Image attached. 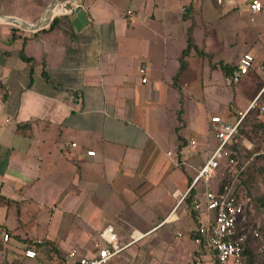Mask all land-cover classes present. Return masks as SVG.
Instances as JSON below:
<instances>
[{
  "label": "crops",
  "instance_id": "obj_1",
  "mask_svg": "<svg viewBox=\"0 0 264 264\" xmlns=\"http://www.w3.org/2000/svg\"><path fill=\"white\" fill-rule=\"evenodd\" d=\"M14 1L0 0V264H24L25 259L32 260L27 264H61L73 249L93 254L109 225L119 243L130 245L106 264H214L212 250L196 240V248L182 242L183 249L173 248L175 256L167 260L171 241L168 232L159 231L171 221L188 223V217L200 226L194 203L204 185L200 181L193 185L195 193L190 191L217 145L211 117L235 122L232 114L245 110L264 87V74L253 73L264 70L253 52L264 43L259 37L264 35V0L258 12L250 9L253 0H216L214 7L193 0L190 14L185 10L191 0H130L136 13L131 8L125 13L124 0H24L20 8ZM61 5L69 11L54 13ZM227 15L229 22L217 23ZM245 15L252 24L245 23ZM4 16L42 26L28 29ZM190 34L195 45L188 48ZM227 34L253 38L245 40L249 47L243 53L229 59L222 55ZM245 53L254 55L253 66L240 81L228 83L223 67L236 69ZM142 65L148 67L146 82ZM221 71L225 84L216 78ZM239 100L251 101L242 107ZM188 146L197 149L192 181L170 190L175 203L167 213L144 227H131L113 206L138 202L147 194L137 189L145 178L137 176L132 194L130 183L120 179L134 177L132 164L152 161L161 151L172 164H185ZM114 147L122 155L110 161L113 182L106 195L119 189L120 203L109 198L111 213H99L103 210L95 205L85 217L83 195L94 204L103 200H97L96 186L83 179L94 177L99 165L107 168L106 154ZM189 230L195 239L190 220ZM149 236L145 255L139 247L133 250ZM29 248L36 250L35 257L25 255Z\"/></svg>",
  "mask_w": 264,
  "mask_h": 264
},
{
  "label": "rangeland",
  "instance_id": "obj_2",
  "mask_svg": "<svg viewBox=\"0 0 264 264\" xmlns=\"http://www.w3.org/2000/svg\"><path fill=\"white\" fill-rule=\"evenodd\" d=\"M182 1H186V0H182ZM215 1L216 0H206V3H207L206 5L207 6L212 5V7H214L216 5ZM22 2H25V1L15 0L13 3V6H17L18 8H20L22 5ZM180 2L181 0H172V4H175V3L180 4ZM123 6L125 7L123 8L125 9V13L127 12L128 8H131L132 10H134L135 13L137 11V5L133 1L124 0ZM229 16L230 15H227L223 20H220L219 22L218 20L216 21L217 23H220V24L224 22L227 23L229 22V20H231ZM244 18H245V23H249V24L253 23L250 21V15L249 16L245 15ZM217 26H220V25L218 24ZM220 28L223 32H225L224 30L226 29L225 27H220ZM235 37L237 36L231 35V34L225 35L226 49L223 51L222 55H226L229 59L239 55L240 53H243L245 49L249 47L248 42H245V40L250 41L253 38V35L252 34L248 35L245 40L244 38L243 39L240 38L242 36L240 37L238 36L237 39H235ZM259 37L261 38V41L263 43L264 35H260ZM253 52L257 54V60L255 62L257 67L260 68L261 65L264 66V43L262 45L261 50H253ZM256 70L257 71L253 70L254 74L258 73L261 76H262V73L264 74V70L261 71L258 68ZM259 75H256V76H259ZM248 76L249 75L245 76V78H247ZM216 78H218V82H220V84L227 83V80H225L226 77L223 75L222 71L217 73ZM239 85H244V83H240ZM261 100L264 101V96L261 98ZM248 101H251V100H247V102L245 100L243 101L239 100L237 102V105L245 107ZM260 113L264 117V112L260 111ZM237 118H238V115L236 113H233L231 116L232 121H235ZM257 133L258 134L253 135L254 140H251L245 137L242 138V147H241L242 155H241V158L238 159V161L237 159H235L234 162H231L227 157L219 158V161L221 162V166L217 170L215 176H213V178L208 182V186L211 190L216 191L220 183L222 182V180L226 177L234 188H236L237 186L238 191L241 193L242 197L245 200H250L247 204V217H246V222H245V225H247L248 235L251 233V237L249 239L248 244L253 252V264H264V230L262 231L259 230V228H264V215L254 200V196H260L264 193V172H259L257 170V166L260 163V161L256 159L257 155L253 157V153L259 149V145L263 137L262 136L263 134L260 133V131ZM244 139L245 141L247 139L250 140L252 144L251 145L249 144L248 146L247 141L246 142L243 141ZM118 149L117 147L116 148L114 147L112 150H109L110 152L107 151L108 153L106 155L107 157H109L108 159L109 163H107L104 166V167H107L106 169L102 168L103 164L101 166L99 165V168H98L99 170H96L94 177H92L91 179H87V180L83 179V183H89L91 187L96 186V189H98V192H99V194L97 195V200L98 199L103 200L102 203L99 202V204H94V202L91 203L89 201V198H91V196L83 195V199H86V201L82 203V210H83V214L85 217H88L89 215L92 214L91 211L93 210L95 205H97L98 209L103 210L102 212H99V213H103L104 215L111 213L109 212L108 209L111 208L113 204L110 203L109 198L115 199L117 203H120L118 200V198H120L121 196V194L118 192L119 189H116V191L113 192L112 194L106 195L108 190H110L109 183L111 184V182H113V180H111V178L109 177V175L111 174L110 172L112 171L110 169L112 167V163L110 164V161H115L117 158H120L122 155L121 154L122 152H120V150ZM164 149L166 150L167 148H164ZM187 150H188V153L190 152L191 154L187 156V162L185 164H181V165L172 164L171 159L168 158L165 155V153L161 151L160 153H158L157 155L153 157L152 161H149L148 160L149 158H146L147 160L145 162L132 164L133 166H135L136 173H137L135 174L134 177H132L131 175V177L129 178L126 177V178L120 179L124 183L129 182L130 183L129 187H131L129 189L130 193L131 191L134 193L133 185L134 186L136 185L135 183L137 181L136 180L137 176L141 178L142 177L145 178V180H142L144 181L145 184L139 185L137 189L139 191H143L144 189L147 190L146 195H144L143 197L139 195L141 198L140 197L138 198L139 199L138 202L133 201L127 206L124 204H119V205L117 204L113 206L117 212L121 213L122 219L124 218L125 221L127 220L126 222H128L131 227H133V225L144 227V225H147L156 216L164 215L165 213H167V211H169V207H171V203H173L172 195H171L172 191L174 189L179 190L180 188H183L185 186L184 183L189 184L192 181L191 177L195 175L196 171H194L191 164L192 162L194 163L196 162L195 156L197 155V149L188 146ZM241 163H243L244 164L243 166L247 169V171L245 172V174H243L242 177L240 175L239 176L237 175L238 170H240L238 166L239 164L241 165ZM253 163H254V166L248 169V167H250ZM104 169L108 173H105ZM105 175H107V177ZM117 181L118 180L116 179V182ZM200 184L204 185V182L201 181ZM122 187L126 188L127 186L125 187V184H124V186ZM157 192H160L161 194L160 193L157 194ZM177 195L180 196L181 192H179V194ZM159 196L162 197V200H161L162 202L160 204L159 202L156 201L157 197ZM93 197L96 199V196H93ZM142 199L146 201L147 203L146 205L142 204L143 202ZM174 203H175V199H174ZM251 203L253 206V211L250 209ZM135 208L136 209L138 208V210H135ZM181 209L182 207L178 210L177 214L181 213ZM189 220L191 221L192 228H194L195 231L197 232L199 229V226L196 222H193L191 220V217H188V223H187V220L185 221V219L183 218L176 223H173L171 221L167 225H165L162 229H160L159 232L162 235L164 234L163 233L164 231L168 232L166 238L168 241H171V245H172L167 252V260L170 259L171 257H174L176 251L178 252L179 250L183 249L184 246L182 247V242L186 243V245L188 246L186 248L188 249L191 247L196 248L198 246V244L195 242V239L192 237V234L189 230ZM179 231L183 233V237L178 236L177 233ZM152 238H153L152 236H149L144 241L134 245L132 247L133 250H137L136 248L139 247V249H141L140 252H142V254L145 255L149 250L148 248H150V246L146 248V245L149 241L152 240ZM173 248H176V251H173ZM152 254L157 255V252L152 251L151 255ZM247 256L248 254L245 256L244 260H247ZM29 262H32V260L25 259L23 263L27 264ZM179 262L180 264H184L187 261L180 260ZM202 264H212V262L205 261Z\"/></svg>",
  "mask_w": 264,
  "mask_h": 264
},
{
  "label": "built area",
  "instance_id": "obj_3",
  "mask_svg": "<svg viewBox=\"0 0 264 264\" xmlns=\"http://www.w3.org/2000/svg\"><path fill=\"white\" fill-rule=\"evenodd\" d=\"M262 8L263 4L260 0H253L250 4L252 12H258ZM63 11H69L65 5L57 6L54 9V13L57 14ZM86 15L90 18L89 13H86ZM254 60L253 54L245 53L232 75L228 77V83L232 84L240 81L241 77L249 72ZM140 73L142 80L144 82L148 81V67L146 65L140 67ZM263 92L264 87L245 110L238 112V118L235 122H228L218 114L211 117V126L216 134L217 145L192 183L193 186L203 181L205 185L202 198L197 199L194 203L195 209L200 211L199 217L201 220L195 240L214 251V264H243L245 259L244 244L248 240V230L245 222L247 204L250 200L235 195L231 186L228 185L224 187L222 192L219 191V187L216 191H213L209 188L208 182L215 176L221 166L219 158L227 157L231 162H234L235 159L230 157L228 146L235 134L238 133L239 126L249 111L259 107L260 111L264 112V104L258 102ZM191 144L195 145V140H192ZM95 153L94 150H88L89 155H95ZM259 154H264V141L260 143L259 149L253 153V157ZM250 209L253 211L252 203ZM8 237L7 233L4 234L6 240ZM141 237L139 236L137 239ZM101 239L96 244V250L93 254H83L77 249H73L68 252L66 260L62 261L61 264H105L130 245V243H119L111 225L102 230ZM25 255L35 257L37 252L33 248H29L25 251Z\"/></svg>",
  "mask_w": 264,
  "mask_h": 264
},
{
  "label": "trees",
  "instance_id": "obj_4",
  "mask_svg": "<svg viewBox=\"0 0 264 264\" xmlns=\"http://www.w3.org/2000/svg\"><path fill=\"white\" fill-rule=\"evenodd\" d=\"M193 9H194V1L192 0L187 5L186 10H185V14H190V12ZM193 45H195L194 39H193L192 35L190 34V36H189V47L188 48H191ZM188 48L184 50V53H186ZM200 54L205 55V52L202 51V52H200ZM223 68H224L227 76L232 75V73L235 69L231 66L228 68V64H226ZM259 110H260L259 107H257V108H254L253 110L248 112V114L246 115V117L243 119V121L241 122V124L239 126L238 133L235 134L231 144L228 146V148L230 150V157L237 159V161L239 158H241V155H242L241 154V149H242L241 147H242V138L243 137L254 140L253 135L258 134L257 132L260 131V133L263 134L262 135L263 136L262 141H264V117L261 115ZM256 159L260 161V163L257 166V170L259 172H264V154L257 155ZM243 165L244 164L241 163V165L239 164V166H238L240 168V170H238L237 175L238 176L240 175L241 177L247 171V169ZM253 166H254V163L250 167H248V169L252 168ZM226 185L232 186V184H230V181L225 177L219 185V191L222 192ZM233 191H234L235 195H237L238 197H242L241 193L238 191L237 186H236V188L233 189ZM190 192H191V194L195 193L194 186L192 187ZM254 200L257 203V206L261 209V211L263 213L264 193L260 196H254ZM259 230L262 231V230H264V228H259ZM250 237H251V233L248 235V240L244 244V254H245V256L248 254V256H247V260H244L243 264H253V252H252V250L248 244ZM212 252L214 253V251H212Z\"/></svg>",
  "mask_w": 264,
  "mask_h": 264
},
{
  "label": "water",
  "instance_id": "obj_5",
  "mask_svg": "<svg viewBox=\"0 0 264 264\" xmlns=\"http://www.w3.org/2000/svg\"><path fill=\"white\" fill-rule=\"evenodd\" d=\"M4 18L10 22L20 24L21 26L28 28V29H38L42 26V24H35V25L28 24V23H26V22H24V21H22L16 17H12V16H4Z\"/></svg>",
  "mask_w": 264,
  "mask_h": 264
},
{
  "label": "bare ground",
  "instance_id": "obj_6",
  "mask_svg": "<svg viewBox=\"0 0 264 264\" xmlns=\"http://www.w3.org/2000/svg\"><path fill=\"white\" fill-rule=\"evenodd\" d=\"M53 11V10H52Z\"/></svg>",
  "mask_w": 264,
  "mask_h": 264
}]
</instances>
